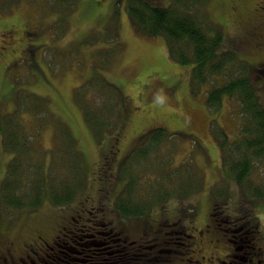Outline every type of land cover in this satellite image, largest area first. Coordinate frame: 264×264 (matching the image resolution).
Wrapping results in <instances>:
<instances>
[{
    "label": "rangeland",
    "instance_id": "1",
    "mask_svg": "<svg viewBox=\"0 0 264 264\" xmlns=\"http://www.w3.org/2000/svg\"><path fill=\"white\" fill-rule=\"evenodd\" d=\"M42 2L46 0H0V26L9 25L14 30L0 36V61L9 62L6 78L15 90V99L3 109L11 106L8 115L16 114L21 123L29 126L32 132L26 134L33 140L39 131L35 143L46 150V161L58 139V126L66 123L76 138L75 146L81 153L86 178L84 186L65 204L45 200L36 209L22 211H9L0 206V241L13 240L15 247L21 249L22 242L37 234L51 238L57 233L63 244L58 250L77 258L82 254L64 247V239H69L64 234L79 243L74 244L77 250L92 247L98 240H112L101 245L106 247L105 252L111 249L109 246L121 243L109 238L113 232L109 222L98 226L92 220L103 215L111 217L113 194L125 183L119 171L125 160L119 167V160L111 165L115 178L109 177L108 181L115 179V189L108 201L104 205L98 203L97 210L83 205L84 195L99 186L91 173L95 141L109 143L113 129L122 126L120 147L124 155L126 149L131 153L153 129L163 128L170 136L165 141L162 136L161 144L153 151L166 157V161L161 159L166 165L178 166L191 160L194 173L201 178L200 185L191 195L183 197L181 203L178 198H170L163 206L166 212L155 205L146 217H127L130 240H137L129 245L130 249L135 250L136 245L148 254L150 264H219L218 257L227 259V264H264V197L252 200V219L247 217L250 225H256L252 233L259 235L254 247L250 242L256 239H248L249 228L240 218L246 210L245 206L240 209L247 199L242 192L244 188L227 176L228 163L236 159L231 142L238 137L240 120L234 113L237 109L234 99L222 97L218 108L208 106V84L197 85L191 81L192 65L182 64L169 55L165 36L146 35L135 29L125 0H76L64 13L53 10L51 3H45L50 11L46 10ZM151 2L169 6L172 0ZM205 11L219 25L227 47L251 64L248 65L253 70V81L264 104V0H207ZM18 57L19 61L12 64L11 58ZM100 78L116 87L118 96L113 107L117 115L96 137L86 123L83 106L75 93L85 95L86 101L96 97L100 102L103 97L97 94L102 89L97 87V94L90 91L91 86L102 84ZM36 100L44 103L42 107L34 113L21 112ZM10 153L0 141V184ZM58 161H66L63 151ZM144 168L147 175L156 173L149 163ZM252 172L251 181L264 186V162L252 168ZM144 177L143 181H147L149 176ZM218 192L223 194V199L226 196L224 204L220 205L216 199ZM213 202L217 207L210 214ZM189 203L193 210L190 213L182 209ZM81 205L90 212L79 210ZM69 215L75 219L71 230L82 229L76 231L75 237L68 232L72 226L68 224ZM167 217L173 218L171 222L175 220L173 225H162ZM119 222L124 225L123 221ZM61 226L64 229L58 232ZM245 232H248L246 237ZM56 250L54 247L47 253L52 255ZM226 254H231V259ZM30 255L24 261L36 264L31 261L35 255ZM145 261L140 257L139 263L132 264Z\"/></svg>",
    "mask_w": 264,
    "mask_h": 264
},
{
    "label": "trees",
    "instance_id": "2",
    "mask_svg": "<svg viewBox=\"0 0 264 264\" xmlns=\"http://www.w3.org/2000/svg\"><path fill=\"white\" fill-rule=\"evenodd\" d=\"M75 1L46 0L45 3H51L53 10L64 13ZM206 3L207 0H172L169 6H161L152 4L151 0H125L129 19L135 29L146 35L165 36L169 55L182 64L192 65L191 81L197 85L208 84V106L218 108L222 97L233 98L236 102L237 109L234 113L240 118L238 137L231 142L236 159L228 163L227 176L244 188V198L254 200L264 197V186L251 181L252 168L264 162V104L257 93L253 70L248 65L250 63L239 58L227 47L219 25L207 16ZM46 4L43 7L49 10ZM101 81L102 84L90 87V91L93 90L96 94L99 93L96 91L97 87L102 89V95L97 94L103 97L100 102L95 96L86 101L83 99L85 95L79 96L75 93L78 102L83 106L86 123L96 137L100 130L107 129L114 119L116 120L117 115L116 107H113L118 96L116 87L100 78L99 82ZM42 103L36 100L32 106L29 105L28 109L25 108L21 112L38 110ZM8 116L0 112L2 145L11 151L6 173L0 184V206L9 211H22L36 209L45 200L53 204L70 202L75 193L84 186L86 178L81 153L75 146L76 138L72 135L70 127L66 123L58 126V139L50 149L51 157L46 161V150L35 143L39 131H36L33 140L26 134L32 132L29 126L21 123L16 114ZM162 136L165 141L170 134L163 128L153 129L149 136L132 150L127 159L125 158L124 166L119 169L122 173L120 177L125 179V183L116 195L112 207L120 218L146 217L155 205L163 207L170 198H178L181 203L183 197L191 195L195 187L200 185L201 178L194 173L191 160L178 166L166 165V162L164 164L161 161L166 157L153 151V148L161 144ZM62 151L66 161L59 163V153ZM146 163L154 167V175H147V169L144 168ZM144 176H149L147 181H143ZM222 196L219 192L216 196L220 205L224 204L226 199V196L225 199ZM213 203L215 210L217 205ZM182 209H188V213L193 211L190 203ZM109 220L107 217H100L92 221L100 226ZM246 220L248 219L244 218L242 223ZM251 225L253 230L256 225ZM248 228L252 231L250 226ZM112 233L110 232L109 238L113 239ZM105 242L110 244L112 240H98L102 256L112 259V247L109 246L111 249L105 252L106 247L101 246H104ZM120 253L116 254L123 258V264L139 263L140 257L146 260L144 264H150L148 254H144L142 250H130L126 255Z\"/></svg>",
    "mask_w": 264,
    "mask_h": 264
},
{
    "label": "flooded vegetation",
    "instance_id": "3",
    "mask_svg": "<svg viewBox=\"0 0 264 264\" xmlns=\"http://www.w3.org/2000/svg\"><path fill=\"white\" fill-rule=\"evenodd\" d=\"M258 10V9H257ZM3 26V27H2ZM0 26V36L3 33H7L8 31L13 30L12 28L9 27V25H2ZM14 31V30H13ZM26 32V29H25ZM12 33V32H11ZM25 35V34H24ZM12 36V34L10 35ZM259 45H261L258 42ZM1 47V46H0ZM14 50V49H13ZM8 55H12L11 53H9ZM19 61V57L18 58H11V63L14 64V62ZM9 65V62L7 64L6 63H1L0 61V112L4 115H8L10 112V108L7 109H3V106H9L11 100L14 97L15 94V90L13 88V85L11 83H9L7 81L6 78V73L5 70L7 69ZM264 65V63L262 64ZM15 99V97H14ZM17 99V96H16ZM122 126H119L117 129H113L112 133H110V142L107 144H103L102 142H98L95 141V149H94V160L92 161V174H93V179L97 180L99 182V186H96L94 188V191H92L91 193H88V195H84V200H83V205L84 204H88L89 206H91L90 208H95L96 210L98 209L97 204L99 203V205L103 204L105 201H108L109 199V194H111L113 191L114 186H115V179H113V181L109 182L108 178L109 177H113L115 178V175L112 174L111 172V165L114 161H118V167L121 166V164L124 162L126 156L130 153V151H128V149L125 150V154H122V148L120 147L121 143H122ZM145 134V133H144ZM108 136V137H109ZM2 139H3V135L2 132L0 131V141L2 144ZM144 139V138H143ZM142 143V142H141ZM139 143V144H141ZM138 144V145H139ZM115 173H117L114 170ZM122 189V188H121ZM119 189V190H121ZM119 190L115 191L113 194V199L111 200V207L115 201L116 195L118 194ZM246 202L242 203V206L240 207V209L245 206L246 210L245 212L240 216V218L244 219L247 217H249V219H252V211H253V202L250 199H245ZM98 205V206H99ZM106 207V206H105ZM79 210L82 211H87L90 212L88 209H83L82 205L78 206ZM161 210H164L166 212L167 208L162 206L160 207ZM77 215L78 214V211ZM105 210V209H104ZM113 213L111 215V217H109V223L111 224L113 233L111 234L112 237H114L113 239L116 240H121V243H116L115 246L112 247L113 252L111 251L110 255L113 256L112 259L108 258V257H103L102 252L100 251V244L98 243H94V245L92 247L86 248V247H80L81 249L77 250V246L74 244H79L77 243V241L69 236L64 234L65 237H69V239H64L65 241H63L64 243V247L70 251V252H74L77 254H82V257L77 258V257H70L71 254L67 253L64 250H58V247H62L63 244L60 243L59 240V234L55 233L51 238H48L42 234H37L34 238H31L29 240H26L24 242H22V248L18 249L15 247V241L13 240H8L7 242H1L0 241V264H11L12 263H16V264H27L24 261V257H29L30 258V254L33 253L35 255L36 258H32L31 261L33 263L36 264H123L124 262H122L121 257L117 256V252L122 254V255H126L128 252H130V246L132 242H136L137 240H130L132 236L130 234V230L129 228H127V222H125V220L127 218H120L117 212L114 211V208L112 207V209H110ZM214 203H212V207H211V211L210 214H214ZM255 211V210H254ZM104 218H106L103 215ZM102 217V218H103ZM68 224H71L72 226L69 228L68 232H71V234L75 237L76 235V231L82 230L81 228H75L74 230H71L74 227V223L73 221H75L74 217L72 215H69L68 217ZM173 218H169L167 217V219L164 220V223L171 225L174 222H171ZM249 219L246 220L245 222V226L248 227L252 225L249 224ZM119 221H123L124 225L122 223H120ZM114 223V224H113ZM188 229V227H186ZM256 228V226H255ZM61 229H64V226H61L60 228L57 229L58 232H62ZM258 229V228H257ZM252 231L249 230V238L253 240V238L256 239V241H251V246L255 247V244L258 240V233L257 234H253ZM248 232H245V237L247 235ZM119 235L121 237H119ZM256 235V236H255ZM258 235V236H257ZM58 239V240H57ZM71 242L70 245H68V242ZM142 245V244H141ZM82 246V245H81ZM143 246V245H142ZM54 247L57 249L56 251H54V254L49 255L48 252H50V250H53ZM63 248V247H62ZM133 248V247H132ZM134 248L136 250H140V248H137V246L135 245ZM18 249V250H17ZM53 252V251H52ZM24 255H23V254ZM60 253V254H59ZM22 254V255H21ZM45 254V255H43ZM2 256V257H1ZM84 256V257H83ZM226 257H228V260L231 259L230 257H232L231 254H226ZM47 257H50L52 259H54L52 262L50 261V259H48ZM3 259V260H2ZM261 259L257 260V263L260 262ZM218 262L219 264H227V259H221L220 257H218ZM128 264V263H126Z\"/></svg>",
    "mask_w": 264,
    "mask_h": 264
}]
</instances>
